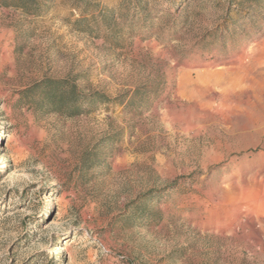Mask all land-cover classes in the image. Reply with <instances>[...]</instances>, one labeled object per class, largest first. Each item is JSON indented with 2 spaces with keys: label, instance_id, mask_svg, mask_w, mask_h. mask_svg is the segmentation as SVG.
Listing matches in <instances>:
<instances>
[{
  "label": "rangeland",
  "instance_id": "1",
  "mask_svg": "<svg viewBox=\"0 0 264 264\" xmlns=\"http://www.w3.org/2000/svg\"><path fill=\"white\" fill-rule=\"evenodd\" d=\"M87 1L0 0V264H264V0Z\"/></svg>",
  "mask_w": 264,
  "mask_h": 264
},
{
  "label": "trees",
  "instance_id": "2",
  "mask_svg": "<svg viewBox=\"0 0 264 264\" xmlns=\"http://www.w3.org/2000/svg\"><path fill=\"white\" fill-rule=\"evenodd\" d=\"M27 1L32 2L33 4H36V0H27ZM80 1L84 2V3L85 2L88 3L87 0H80ZM6 5L8 6L9 4H6ZM24 8L30 12H34L36 6L35 5H31V6L26 5V6H24ZM65 103L66 102L63 100V98L58 97V95L53 97L52 99H50V104L53 106L52 110H57V109L61 108V106H64ZM4 212H5V209L2 205V203H0V218Z\"/></svg>",
  "mask_w": 264,
  "mask_h": 264
},
{
  "label": "bare ground",
  "instance_id": "3",
  "mask_svg": "<svg viewBox=\"0 0 264 264\" xmlns=\"http://www.w3.org/2000/svg\"><path fill=\"white\" fill-rule=\"evenodd\" d=\"M240 223V222H239Z\"/></svg>",
  "mask_w": 264,
  "mask_h": 264
}]
</instances>
